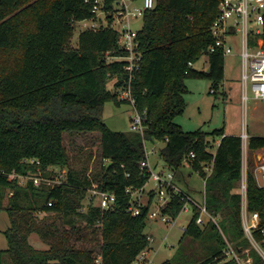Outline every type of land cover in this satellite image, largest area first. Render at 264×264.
I'll list each match as a JSON object with an SVG mask.
<instances>
[{"label": "trees", "instance_id": "1", "mask_svg": "<svg viewBox=\"0 0 264 264\" xmlns=\"http://www.w3.org/2000/svg\"><path fill=\"white\" fill-rule=\"evenodd\" d=\"M218 5L219 0H157L156 7L145 13L139 32L144 57L134 94L140 111L147 113L146 139L163 143L160 160L177 177H184L185 157L196 154L191 170L205 179L207 210L218 219L200 225L201 211L194 208L185 236L209 245L205 258L189 264H241L239 259L264 264L245 233L244 197L237 192L244 176L242 137L226 135L224 129L186 132L175 122L186 107L187 78L210 79L216 86L225 79L223 52H208L215 43L210 27ZM92 9L85 0H0V212H6L11 222L4 231L8 249L0 250V264H133L149 246L145 229L151 201L140 215L128 212L127 188L143 187L149 177L140 167L143 138L137 132L112 130L104 120L108 102L124 103L113 89L123 84L125 61L113 58L128 53L109 26L87 29L80 34L78 47L71 45L76 23L95 18ZM106 9H111L109 3ZM205 58L209 72L193 66ZM75 131L100 133V155L112 162L110 168L103 163L90 177L87 169L69 167L64 135ZM262 149L264 136H250L249 153ZM30 159L40 165L27 162ZM210 164L213 170L208 175ZM50 167H69L61 183L37 187L31 180L21 184L9 177ZM255 168L247 173L246 203L248 211L259 213L263 226L264 186L259 185ZM94 183L116 193L114 211L103 212L92 204L86 213L80 211ZM183 206L176 196L164 212L175 219ZM37 212L60 215L66 227L38 222ZM75 217L86 224L78 226ZM33 232L50 247L35 248L30 242ZM256 238L261 239L259 232ZM229 246L238 259L227 255ZM6 255L11 263L5 262Z\"/></svg>", "mask_w": 264, "mask_h": 264}, {"label": "rangeland", "instance_id": "2", "mask_svg": "<svg viewBox=\"0 0 264 264\" xmlns=\"http://www.w3.org/2000/svg\"><path fill=\"white\" fill-rule=\"evenodd\" d=\"M134 5L143 6V1L137 0L133 3ZM107 24L105 14H99L95 18L77 22L71 45L75 48L78 47L79 37L83 31L99 29L103 27L102 25L106 26ZM143 26V19L141 18L138 23L133 25V28L139 31ZM203 63L204 59L197 66L200 70L206 64V62L205 64ZM186 84L188 88V92L184 96L186 107L182 114L175 117V122L182 126L184 131L193 132L202 129L212 132L217 129H224L225 132L227 131V135L242 137L244 133H248L249 137L264 136V100H256L252 94H249L250 98L247 101V105L243 101V62L238 45L233 47L232 54L225 57V79L219 86H216L214 81L210 79L195 77L187 78ZM212 90H216V92H212ZM133 118L134 110L127 103L118 105L112 101L108 102L104 107V120L112 130L129 132ZM64 143L70 158V168L78 171L87 169L85 173L92 177L103 166L104 159L100 155V133L67 132L64 135ZM215 143H218V140ZM213 147V150H215L216 144ZM258 155H262V160H264V149L251 154L248 151V147L244 146L245 176H247L253 165L256 166L262 161L258 158ZM152 160L156 171L159 172L165 167L162 161L159 160L157 162L155 156L152 157ZM69 167H50L51 171H43L38 168L37 172H41L45 179L63 181V174L68 172ZM184 172V177H177L178 185L187 191L194 200L202 204L204 191L206 190L204 179L198 172L190 170L189 167L184 169ZM46 173H48L47 176L45 175ZM28 181L26 180L23 184ZM42 184L49 186L46 181H43ZM238 191L242 192L241 188H237ZM144 198V196L141 197L142 200ZM83 204L80 211L86 213L90 207L89 193ZM194 208L190 204L187 208L181 210L172 223H164L159 219V214H156V204L153 203L145 229L146 233L153 237V241L149 243V248H151L150 261L134 264H161L167 260H171L174 264H189L205 258L209 243L203 240L196 241L185 236L184 228L193 219ZM35 217L40 223L54 224L60 229L66 227L64 219L54 212H37ZM203 218L205 224H207L209 216L204 215ZM75 219L78 226L86 224V220L82 217H75ZM10 223L7 213L0 212V250L8 249V240L4 231L10 226ZM182 239L183 242L181 243ZM73 240L76 241L74 238ZM30 242L38 249H48L50 247L49 243L36 232L30 235ZM77 244L81 246L83 242L80 241ZM95 250L98 253L100 247ZM5 260L6 263H11L8 255L5 256ZM239 261L241 264L251 263V260L239 259Z\"/></svg>", "mask_w": 264, "mask_h": 264}, {"label": "built area", "instance_id": "3", "mask_svg": "<svg viewBox=\"0 0 264 264\" xmlns=\"http://www.w3.org/2000/svg\"><path fill=\"white\" fill-rule=\"evenodd\" d=\"M93 5L92 11L95 17L99 14H105L108 24L103 27H111L119 35V45L127 51L128 55L113 60L125 61L124 70L125 78L123 84L113 89L117 99L120 102L129 104L134 110V118L130 126V131L139 133L143 138L145 157L140 163L142 170L149 173L148 180L143 187L127 188V193L131 197L128 212L133 216L140 215L145 206L150 208L153 203L156 204V214L164 223H172L174 218L164 212V209L176 196H180L184 201L182 209L192 204L201 211L197 223L204 225L203 216H209L215 222L216 217H212L206 206V190L204 191V201L200 202L193 197L177 183V174L173 169L164 164L161 171L155 170L152 157L155 156L157 162L160 160V149L163 145L160 141L150 142L146 139L145 133L149 126L146 112H141L134 94V84L136 74L141 69V62L144 57L143 51L140 50V30H135L133 25L143 19L147 11L152 10L157 5V0H142L143 6H137L133 3L137 0H85ZM111 9H106L107 4ZM99 13V14H98ZM210 31L215 39V43L208 48L209 53L221 50L226 57L233 53V47L238 45L243 62V101L249 100V94H252L256 100H264V0H219L218 13L216 19L210 27ZM194 66V65H193ZM212 92H215L212 90ZM249 134L244 133L242 136L243 145L248 147ZM219 143V141H218ZM216 143V146L218 145ZM215 145V144H214ZM214 151V150H213ZM196 158L195 153H191L184 159L185 167L191 168V161ZM161 161V160H160ZM30 163L40 165L39 161L27 160ZM109 163L104 159V165ZM40 169V168H39ZM213 170V164L206 167L208 175ZM51 171V169H47ZM66 172L63 174L64 179ZM255 176L260 186H264V161L256 165ZM10 179H19L23 184L26 180L33 181L35 186H41L43 181L49 185H55L62 181L45 179L42 173L37 172L29 176H21L16 173L10 174ZM205 181V179H204ZM151 184V185H150ZM150 185V187H148ZM241 191L245 199L243 206V226L247 237L250 239L253 247L264 258V225L260 224V215L258 212H251L247 209V176H243ZM90 204L99 207L103 212H111L116 209L117 195L115 192L100 188L99 184L94 183L88 190ZM152 193L153 198L151 200ZM145 198L142 200L141 197ZM51 205V203H50ZM148 213V216H149ZM186 231V227L184 228ZM261 234V239L256 238V233ZM149 243L153 237L148 234ZM227 255L234 256L238 259L235 250L229 246ZM100 261V258L98 259ZM149 262V246L135 260L137 262ZM133 263V264H134Z\"/></svg>", "mask_w": 264, "mask_h": 264}, {"label": "water", "instance_id": "4", "mask_svg": "<svg viewBox=\"0 0 264 264\" xmlns=\"http://www.w3.org/2000/svg\"><path fill=\"white\" fill-rule=\"evenodd\" d=\"M206 60H207V67L204 69L205 71H207V72H209L210 71V64H209V62H208V58H206ZM258 158L260 159V160H262V155H258ZM264 160H262L261 162H263ZM260 162V163H261ZM111 165H112V162H109L108 163V168H110L111 167Z\"/></svg>", "mask_w": 264, "mask_h": 264}, {"label": "crops", "instance_id": "5", "mask_svg": "<svg viewBox=\"0 0 264 264\" xmlns=\"http://www.w3.org/2000/svg\"><path fill=\"white\" fill-rule=\"evenodd\" d=\"M200 62V63H199ZM198 63H196L195 65H194V67L195 68H197V69H199L197 66H198V64H201V61H199ZM205 62H206V64H205ZM203 64H205V66H204V68L203 69H205L206 67H207V60H206V58L204 59V63ZM226 133V135H227V131L225 132ZM185 169H187V167L185 168ZM190 170H191V168H190ZM185 173V172H184ZM189 175H191V173H189ZM151 253V248H149V254ZM162 264V263H161Z\"/></svg>", "mask_w": 264, "mask_h": 264}]
</instances>
